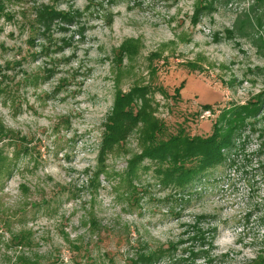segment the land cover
Returning a JSON list of instances; mask_svg holds the SVG:
<instances>
[{
	"label": "rangeland",
	"instance_id": "obj_1",
	"mask_svg": "<svg viewBox=\"0 0 264 264\" xmlns=\"http://www.w3.org/2000/svg\"><path fill=\"white\" fill-rule=\"evenodd\" d=\"M199 1L0 0V264L264 260V51L231 34L243 4ZM134 87L147 116L104 145ZM249 103L224 165L172 175L171 137H207Z\"/></svg>",
	"mask_w": 264,
	"mask_h": 264
},
{
	"label": "trees",
	"instance_id": "obj_2",
	"mask_svg": "<svg viewBox=\"0 0 264 264\" xmlns=\"http://www.w3.org/2000/svg\"><path fill=\"white\" fill-rule=\"evenodd\" d=\"M233 6L243 4V8L236 12V17L231 27V34L238 39L248 41L259 53L264 51V0H209L206 2L200 0L196 5V13L204 11H213L217 9L218 5ZM139 40H127L122 43L119 48L118 55H123L131 59L139 53ZM126 58V59H127ZM148 87L140 88L134 87L129 93L118 91L115 96L113 110L109 116L104 135V145L109 144L114 146L123 140V135L128 133L140 122V118L144 115L141 113L140 107L137 105L138 101L135 97L143 99L145 105V92ZM178 94L177 91H174ZM179 95V94H178ZM180 97V95H179ZM141 99V100H142ZM146 107V106H145ZM206 111L211 110V106H202ZM256 103H249L244 106L232 107L221 117L216 119L212 124V132L207 137L196 136L189 137H171L170 141L173 144H178V148L174 154H171L172 175L179 172L176 176L178 180L182 179V183L187 184L196 183L204 176L205 171L209 168H215L223 163L225 164L226 150L234 147L232 136L235 125L237 123L243 124L246 119L250 118L257 111ZM140 109V110H139ZM141 113V114H140ZM256 114V113H255ZM221 119V120H220ZM149 120V119H148ZM226 124L224 129L218 128L219 123ZM148 124V122H145ZM150 126L154 129V134L158 135L163 131V123L156 125L151 123ZM165 146L163 144L153 143L151 150L155 153H160ZM149 157H155L149 154ZM157 157V155H156ZM194 186V185H193ZM254 264H264V260L259 256L253 261Z\"/></svg>",
	"mask_w": 264,
	"mask_h": 264
}]
</instances>
